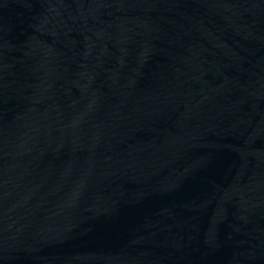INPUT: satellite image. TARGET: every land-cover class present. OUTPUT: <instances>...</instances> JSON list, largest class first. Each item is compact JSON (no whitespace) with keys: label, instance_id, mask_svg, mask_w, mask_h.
<instances>
[{"label":"water","instance_id":"1","mask_svg":"<svg viewBox=\"0 0 264 264\" xmlns=\"http://www.w3.org/2000/svg\"><path fill=\"white\" fill-rule=\"evenodd\" d=\"M0 264H264V0H0Z\"/></svg>","mask_w":264,"mask_h":264}]
</instances>
